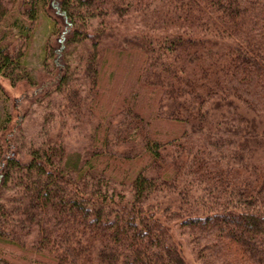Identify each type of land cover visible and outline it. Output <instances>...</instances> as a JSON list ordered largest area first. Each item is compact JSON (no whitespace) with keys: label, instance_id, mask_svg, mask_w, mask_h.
Instances as JSON below:
<instances>
[{"label":"trees","instance_id":"trees-1","mask_svg":"<svg viewBox=\"0 0 264 264\" xmlns=\"http://www.w3.org/2000/svg\"><path fill=\"white\" fill-rule=\"evenodd\" d=\"M49 4L0 0L12 84L31 25L43 13L56 29ZM54 4L64 45L90 43L94 146L49 137L20 161L0 139V264H264V0ZM91 19L102 32L89 34ZM129 20L134 36L104 37Z\"/></svg>","mask_w":264,"mask_h":264},{"label":"rangeland","instance_id":"rangeland-1","mask_svg":"<svg viewBox=\"0 0 264 264\" xmlns=\"http://www.w3.org/2000/svg\"><path fill=\"white\" fill-rule=\"evenodd\" d=\"M55 1L50 0L46 11L57 21L56 29L41 13L39 19L31 25L29 39L23 43L19 72L12 74L22 76V79L12 84L0 75V139L5 142L9 154L20 161L28 160L29 151L41 147L49 137L61 135L67 152H86L94 146L92 131L96 120L89 115V100L84 99L89 90V81L84 73L83 55L90 43L64 45L66 31L70 26L56 12ZM87 24L89 34L94 29L102 32L103 28L101 29L97 19H91ZM116 24L118 27L104 33V37L106 34L112 35L111 42L134 36L139 27V23L133 20L124 25L121 22ZM121 29L124 30L120 34L121 38H116ZM3 30L5 32L8 28ZM9 41L6 39L3 44ZM63 74L66 81L60 86L65 93L61 94L57 90L60 86L57 85ZM107 75L102 77V84L107 82ZM116 83L117 79L114 80V85ZM109 91L107 99L114 94V88L110 86ZM73 92L77 96L69 102L67 96H72ZM93 95L91 94L92 97ZM136 167L139 168L140 165L135 166V169ZM16 189L10 183L1 191L2 199L14 197ZM186 261L188 264H197L191 254L186 256Z\"/></svg>","mask_w":264,"mask_h":264}]
</instances>
